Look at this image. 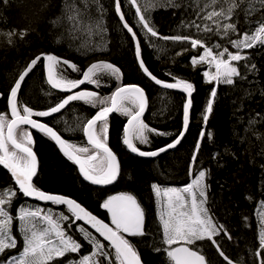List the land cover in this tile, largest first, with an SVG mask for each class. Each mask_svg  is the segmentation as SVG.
Returning <instances> with one entry per match:
<instances>
[{
	"label": "trees",
	"instance_id": "trees-1",
	"mask_svg": "<svg viewBox=\"0 0 264 264\" xmlns=\"http://www.w3.org/2000/svg\"><path fill=\"white\" fill-rule=\"evenodd\" d=\"M183 2L191 7L187 10L185 7L149 9L151 19L160 34L190 35L203 40L209 47H213L214 51H218L214 48L216 43L227 46L230 51H236L227 40L242 38L243 32L250 27L245 23L243 15L237 20L238 34H230L229 38L221 39L214 33L196 32L194 28L187 27L192 20L197 19L196 10L210 0H183ZM101 3L107 9L104 22L108 29L104 36L107 47L103 49L96 48L101 42L99 36L84 34L78 39H71L64 27H54L50 23L61 15L63 0H8L6 6L0 0V115H6L10 120L6 98L14 80L18 79L26 65L37 55L50 53L68 59L82 71L99 60L120 67L121 81L117 82L114 78L104 75L100 77L99 86L86 83L84 90L97 91L102 96H110L118 84L138 85L144 88L148 100V112L144 122L158 131L178 134L182 127V103L185 98L160 90L146 79L135 59L133 42L116 17L113 0H101ZM122 3L126 19L142 41V57L150 71L168 82H174L166 75V72L170 71L194 83L196 90L189 131L175 152L154 161H141L133 158L122 143L123 128L128 118L118 113L108 122V143L118 156L122 172L118 184L108 190L87 186L80 179L76 168L60 155L49 139L32 133L34 152L40 165L35 183L47 192L64 194L76 199L105 222H109V215L100 207L104 199L121 193L134 195L146 214L147 234L133 240L137 244L143 264H170L164 252L153 251L154 245L166 246L161 244L162 229L159 226L158 203L150 186L156 182L162 187H181L194 178L195 170L192 177L187 175L188 164L194 144L202 130V109L206 107L209 90L214 85L204 82L202 73L209 70L207 65L197 66L195 69L191 65V57L198 56L202 49L192 50L188 43L164 41L159 38H152L150 47L149 44L144 43L148 39V34L139 27L138 17L134 14L135 9L127 5L126 0H122ZM137 3L143 10L145 6L138 0ZM259 8L260 0H250L253 19L260 17V12L256 10ZM210 10L211 8H205V11ZM13 29L16 30V34L12 37L13 42L9 43L6 33ZM21 30L26 32L23 39L19 37ZM184 49L187 51H183ZM177 52L181 54L177 56ZM242 55L248 56L247 63H255L258 71L254 70L253 73L248 74L247 81L234 78L236 83L233 86H218L214 111L206 128V133L210 131L213 138L208 139L206 134L197 163L199 167L208 171L206 183L211 186L208 191V204L205 206L231 236V239H228L221 233L215 239L220 242L233 264H260V260L252 253L256 250L264 253V249H259V233L263 219L261 214L264 210L261 206L264 202V168L261 167L264 165V119L255 116L256 113H260L264 117V95L260 94L264 92V46L243 50ZM245 62L241 61L239 64L242 74H244ZM64 69L67 78H82L80 73L72 72L67 66H64ZM253 80V84L248 83ZM246 89L251 95H245ZM63 97L65 96L50 90L45 81L43 63L39 62L22 87L18 106L21 114L24 106L32 107L33 111L47 110ZM98 107L93 108L82 101H77L61 115L46 123L70 142L86 144L82 133L83 123L87 118L95 115ZM250 117L257 120V123L251 127L247 123ZM33 118L40 117L33 116ZM148 135L150 140L148 145H141L135 141L141 150H156L175 139V135L160 136L154 133ZM9 190L15 191L16 188L11 177L0 169V196ZM19 204H25L28 208L52 207L54 212H66L64 208L28 202L17 193L11 205L13 213ZM16 227L17 225L14 224V233ZM65 227H67L66 223ZM69 234L84 244V247L80 254H68L62 259H78L80 255L87 254L89 246L83 241L82 234L75 231V225L69 230ZM17 238L21 240L19 234ZM190 247L204 255L206 264H227L208 241L197 242ZM20 251L22 247L11 250L0 255V260L5 259L7 255H18Z\"/></svg>",
	"mask_w": 264,
	"mask_h": 264
},
{
	"label": "snow or ice",
	"instance_id": "snow-or-ice-1",
	"mask_svg": "<svg viewBox=\"0 0 264 264\" xmlns=\"http://www.w3.org/2000/svg\"><path fill=\"white\" fill-rule=\"evenodd\" d=\"M2 3L6 6L8 0H2ZM126 3L135 9L134 14L138 17L139 27L148 34V39L144 43L149 44L150 47L152 38H159L164 41L188 43L192 50L202 49L198 56L191 57V65L194 69L197 66L207 65L209 70L202 73L204 82L214 85L209 90L206 107L202 109V130L194 144L188 164L187 175L192 177L195 170L194 178L181 187H162L156 182L150 186L160 206L161 244L166 246L154 245L153 251L164 252L170 264H206L204 255L190 246L196 245L197 242L208 241L227 264H233L220 242L215 239L221 233L228 239H231V236L205 206L208 204V191L211 186L206 183L208 171L199 167L197 161L206 134L208 139L213 138L210 131L206 133V128L214 111L218 86H233L236 83L234 78L247 81L248 74L253 73L254 70L258 71L255 63H247L249 57L242 55V51L264 46V18H261L264 17V0H260V8L256 9L260 12V17L255 19L250 9V0H210L196 10L197 19L187 25L194 28L196 32L214 33L221 39H225L229 38L230 34H238L237 20L243 15L245 23L250 27L243 32L242 38L227 40V43L236 50L235 52L220 43L214 45V48L218 50L214 51L213 47H209L203 40L190 35L160 34L151 19L149 9L163 6L166 9L185 7L187 10L191 5H185L183 0H162V2L154 0L143 10L137 0H126ZM113 5L123 29L131 36L134 56L142 72L155 85L185 94L182 103L181 130L178 134L165 133L149 127L144 122L142 117L148 107V100L144 88L138 85L118 84L110 96H102L97 91H73L85 83L99 86L100 77L104 75L114 78L117 82L121 81V68L113 63L99 60L82 71L75 63L54 54L37 55L26 65L9 89L6 99L11 119L9 120L6 115H0V166L10 173L14 179V185L18 186L15 191L9 190L0 196V255L22 247L18 255H7L5 259L0 260V264H143L137 244L133 240L136 237L146 236V214L136 197L121 193L104 199L100 207L109 215V222H105L76 199L42 190L35 183L39 173V161L37 154L33 151L32 134L21 128L22 125L30 126L52 140L63 156L78 166V173L83 180L94 186L112 185L120 176L121 167L118 156L108 143V121L112 113H120L128 118L123 128L122 143L132 154L140 157H157L168 150L176 149L181 144L190 125L195 85L170 71L166 72V75L174 82L162 80L153 74L142 57V41L122 10V0H113ZM205 8H211V10L205 11ZM106 13L107 9L101 0H63L61 15L50 23L54 27H64L71 39H78L84 34L99 36L101 42L96 45V48L103 49L107 47L104 43V36L108 31L104 22ZM197 20L200 22L198 23ZM15 34V29L6 33L9 43L13 42L12 37ZM25 34V31H19L20 39H23ZM180 54L181 52L176 53L177 56ZM41 61L44 63L47 83L51 88L70 94L59 99L47 110L33 111L32 107L24 106L23 114H21L18 94L22 90L26 77ZM241 61H246L243 65L244 74L239 67ZM64 66L74 73H80L82 78H67L64 74ZM248 83L253 84L254 80ZM260 94L264 95V92ZM245 95H251V92L246 89ZM74 101H82L93 108L99 106L95 115L87 118L83 123L82 133L86 137V144L72 143L63 138L57 130H54V127L33 118V116L51 117L53 114L61 113ZM255 116L264 119L260 113H256ZM247 123L251 127L257 123V120L250 117ZM149 133L160 136L175 135V139L156 150H141L135 141L141 145H148ZM213 158L215 159V156ZM261 167L264 168V165ZM17 193L43 204L57 206V208L64 206L66 212H54L52 207L28 208L25 204H19L13 213L11 205ZM261 206L264 207V202ZM14 224L17 225L15 233ZM74 225L75 231L81 233L83 241L87 242L89 252L80 255L78 259L64 260L62 258L68 254H80L84 247V244L69 234V230H72ZM17 234L21 237L22 244ZM173 245L178 246L172 247ZM259 249H264V219L261 220ZM252 254L260 260V264H264V253L256 250Z\"/></svg>",
	"mask_w": 264,
	"mask_h": 264
},
{
	"label": "water",
	"instance_id": "water-1",
	"mask_svg": "<svg viewBox=\"0 0 264 264\" xmlns=\"http://www.w3.org/2000/svg\"><path fill=\"white\" fill-rule=\"evenodd\" d=\"M116 17L118 18V16L116 15ZM119 20V19H118ZM121 24V23H120ZM124 31L127 33V31L124 29ZM128 34V36L131 38V36H130V34L129 33H127ZM137 61V60H136ZM42 63H43V61H41ZM39 63V62H38ZM137 64H138V61H137ZM43 69H44V75H45V81H46V83H47V75H46V70H45V68H44V63H43ZM140 69V68H139ZM33 71V70H32ZM140 71L142 72V70L140 69ZM31 74V72L29 73V75ZM142 74L146 77V79L149 81V82H151L155 87H157L158 89H160V90H163V91H167V92H172V93H175V94H178V95H180V96H182V97H184L185 98V94L184 93H182V92H180V91H178V90H167V89H163L162 87H160V86H157V85H155L154 84V82L153 81H151L143 72H142ZM29 75L26 77V79H25V82H26V80L28 79V77H29ZM25 82H23V84H22V87H23V85H24V83ZM86 84V83H85ZM85 84L84 85H81L78 89H75V90H73V91H81V90H83L84 89V87H85ZM47 85H48V87L54 92V93H56V94H59V95H64V96H67V95H69L70 93H67V92H61V91H59V90H56V89H52L51 88V86L47 83ZM19 95H20V93L18 94V98L17 99H19ZM193 97H194V94H193ZM193 99V98H192ZM75 102H77V101H74V102H71L64 110H62V112L61 113H57V114H53V116H51V117H40L38 120H40L41 122H43V123H46L48 120H50V119H52V118H54V117H57V116H59L60 114H62L71 104H73V103H75ZM147 112H148V107H147V109H146V111H145V113H144V116L142 117V119L144 120L145 119V117H146V115H147ZM8 114H9V117H10V119H11V112H10V109L8 108ZM117 113H112V114H110V116H109V121L111 120V119H113V117L116 115ZM190 122H191V119H190ZM21 128L22 129H25V130H28V131H30V132H34V133H37V134H40V135H43L42 133H40V132H38L36 129H32L30 126H27V125H22L21 126ZM189 128H190V125H189ZM19 131V130H18ZM188 131H189V129H188ZM188 131L186 132V135H187V133H188ZM186 135H185V137H186ZM44 136V135H43ZM44 137H46V136H44ZM185 137H184V139H185ZM48 138V137H47ZM49 139V138H48ZM183 139V140H184ZM50 140V139H49ZM84 140H85V142H86V137H84ZM183 140H182V142H183ZM53 144H54V146H55V148L57 149V151L60 153V155L61 156H63V154L59 151V148H58V146L52 141V140H50ZM182 142H181V144H182ZM180 144V145H181ZM180 145H178L177 146V148L176 149H172V150H168L167 152H165V153H162V154H160L159 156H157V157H140V156H138V155H136V154H132L129 150H127V148H126V146L124 145V147L126 148V150H127V152L133 157V158H136V159H138V160H141V161H145V162H150V161H154V160H157V159H159V158H161L162 156H164V155H166V154H169V153H173V152H175L178 148H179V146ZM32 147H33V151H34V144L32 145ZM9 148H10V150H11V145H9ZM64 157V156H63ZM65 158V160L66 161H68L67 160V158L66 157H64ZM39 161V160H38ZM68 162H70L75 168H76V170H77V173H78V166H76V165H74L71 161H68ZM39 168H40V165H39ZM0 169H2L4 172H6L9 176H10V173L6 170V169H4L3 168V166H0ZM121 172L122 171H120V176H119V178H118V180L115 182V183H113L112 185H108V186H94V185H91V183L90 182H86V181H84L83 180V178L79 175V173H78V175H79V177H80V179L87 185V186H89V187H92V188H95V189H99V190H108V189H112V188H114L117 184H118V182H119V180H120V177H121ZM11 177V176H10ZM11 179H12V181H13V184H14V179L11 177ZM37 179V178H36ZM36 181V180H35ZM15 186V188H17L18 186H16V185H14ZM24 200H26V201H28V202H31V203H35V204H38V205H47V206H53V205H51V204H43L42 202H39V201H36V200H33V199H31V198H25V197H23V195L22 194H19ZM56 208H57V206H56ZM58 208H64V206H59ZM65 209V208H64ZM82 223V222H81ZM85 227H87V226H85Z\"/></svg>",
	"mask_w": 264,
	"mask_h": 264
},
{
	"label": "rangeland",
	"instance_id": "rangeland-1",
	"mask_svg": "<svg viewBox=\"0 0 264 264\" xmlns=\"http://www.w3.org/2000/svg\"><path fill=\"white\" fill-rule=\"evenodd\" d=\"M138 1H139V3L143 4L144 6H147V5H149L150 3H153V2H154V0H138ZM156 2H162V0H156ZM143 5H142V6H143ZM162 7H163V6H160V7H157V8H162ZM157 8H156V9H157ZM150 9H155V8H150ZM158 209H159V211H160V206H159V204H158ZM261 216H262L263 219H264V210H263Z\"/></svg>",
	"mask_w": 264,
	"mask_h": 264
},
{
	"label": "flooded vegetation",
	"instance_id": "flooded-vegetation-1",
	"mask_svg": "<svg viewBox=\"0 0 264 264\" xmlns=\"http://www.w3.org/2000/svg\"><path fill=\"white\" fill-rule=\"evenodd\" d=\"M50 90H51V89H50ZM83 90H84V89H83ZM51 91H52V90H51ZM63 96H64V95H63ZM117 114H118V113H117ZM117 114H116V115H117ZM60 115H61V114H60ZM116 115H115V116H116ZM115 116H114V117H115ZM114 117H113V118H114ZM54 118H55V117H54ZM111 120H112V119H111ZM111 120H110V121H111ZM110 121H108V122H110ZM126 123H127V122H126ZM29 132H30V131H29ZM32 133H34V132H31V134H32ZM35 134H37V133H35ZM38 135H40V134H38ZM41 136H43V135H41ZM32 137H33V135H32ZM43 137H44V136H43ZM83 137H84V136H83ZM46 138H47V137H46ZM47 139H48V138H47ZM84 141H85V140H84ZM85 143H86V142H85ZM53 145H54V144H53ZM34 147H35V146H34ZM125 149H126V148H125Z\"/></svg>",
	"mask_w": 264,
	"mask_h": 264
}]
</instances>
